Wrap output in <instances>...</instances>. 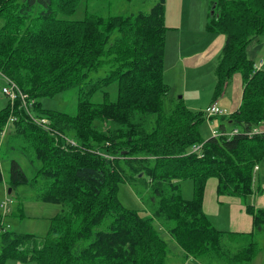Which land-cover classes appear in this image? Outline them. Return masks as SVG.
<instances>
[{"label":"trees","instance_id":"obj_1","mask_svg":"<svg viewBox=\"0 0 264 264\" xmlns=\"http://www.w3.org/2000/svg\"><path fill=\"white\" fill-rule=\"evenodd\" d=\"M80 1L0 0V73L32 98L37 116L64 135L49 134L35 124L20 100L0 109V140L6 135L2 147L9 145L6 154L21 158L10 159L6 192L23 184L37 199L64 205L43 236L0 230V264L7 259L168 264L169 249L157 226L181 248V259L224 255L222 238L236 234L211 225L202 211L204 186L215 177L218 194H251L254 166L264 157V131L203 139L202 111L188 108L181 98L163 109L161 99L169 93L163 79V0L149 11L105 17L87 11L85 3L84 17L69 19ZM211 4L206 27L225 36L214 97L234 72L243 80L241 103L222 117L220 128L229 122L241 131L260 127L264 71L252 73L246 47L264 32V0ZM67 91L75 93V111L42 106L41 98ZM10 114L15 119L2 134ZM200 142L202 157L189 150ZM25 160L33 173L29 176L22 167ZM187 178L193 181L190 199L181 195V181ZM121 181L145 187L146 213L122 206L116 196ZM245 209L252 216V239L264 228V208L246 204ZM251 239L230 258L240 262L253 256L257 244Z\"/></svg>","mask_w":264,"mask_h":264},{"label":"crops","instance_id":"obj_2","mask_svg":"<svg viewBox=\"0 0 264 264\" xmlns=\"http://www.w3.org/2000/svg\"><path fill=\"white\" fill-rule=\"evenodd\" d=\"M163 1L164 24L167 27L164 43V82L166 83L165 78L171 73H175V78H182L185 94L182 93L180 98L192 110L201 111L211 102H217L228 114L234 112L241 103L243 91L240 72L232 74L217 98L213 95L215 67L225 36L206 27L212 13L209 0ZM210 2L212 3V0ZM246 55L253 63L264 56V32L247 45ZM166 84L169 87V83ZM227 113L218 116H228ZM219 117L214 118L218 120V127L222 122ZM221 129L228 130L226 127ZM259 129L264 131V125ZM257 165L251 194L245 198L218 194V181L215 177H210L205 183L201 204L202 211L211 225L218 230L237 234L246 241L252 231V216L246 211L245 205L264 208V161Z\"/></svg>","mask_w":264,"mask_h":264},{"label":"rangeland","instance_id":"obj_3","mask_svg":"<svg viewBox=\"0 0 264 264\" xmlns=\"http://www.w3.org/2000/svg\"><path fill=\"white\" fill-rule=\"evenodd\" d=\"M156 1L157 0H81L77 8L75 9L74 13L69 16V19H74V20L82 19L86 12L85 3H87V7H88L87 11L94 10L99 15L105 17L108 15H116V14L128 15L130 13H135L138 11H149V9L154 5V3H156ZM211 5L212 4L209 0V7H212ZM3 22L4 20L0 18V27L3 25ZM165 65H167L166 62ZM252 73H254L253 63H252ZM165 81L166 83H169V93L166 96H163L161 101H162L163 109L169 110L170 107H172L173 104L178 99H180V95L182 93L185 94V87H184L183 79L175 78V73L174 74L171 73V75L168 77L166 76ZM4 84L5 81L0 73V109L3 108L7 103H10L11 106L14 105V103L9 102L8 98L1 92V88ZM205 86L207 85H203V87ZM40 101L44 108L52 109V110L73 112L75 111V107H76V98L74 92L73 93L71 92V94L68 91L58 92L50 97L41 98ZM25 102L30 104V109L28 108L27 110L31 112V114H27V112L25 111L26 114L28 115L30 120H32L35 124L39 125L35 118H42V116H37L36 115L37 112H33L32 104L34 101L32 100V98H28L26 96ZM204 109L201 110L203 114H204ZM194 111H198V110H194ZM230 114L227 113L228 116ZM10 116L11 114L9 115L8 118H10ZM218 117H219L218 115H214L209 118H206L205 116V119L199 125V132L203 139H207L212 135L211 134L212 129L216 124H218V120L214 118H218ZM222 117L224 116L219 117L220 121H222ZM11 122L12 121H8V123L4 125V130L2 134L8 131L7 126H9ZM224 125L228 129L227 131H230L232 128L236 127L232 123H224ZM39 126L42 127L44 130H46L47 132H49V134H53V135L55 134L56 136H60V137L64 136L62 133H59L57 132V130L52 128L51 125H49L50 127L48 126V128L45 125H39ZM225 127L223 126L222 128ZM257 130H260L259 126ZM5 138L6 135L5 134L2 135L0 140V142L2 141V143H0V149L3 148L2 146ZM5 147H9V145H5L4 148L0 150V166L4 178V181L0 182V199L2 198L7 200L8 198L7 195H8L10 203L8 204L9 208L6 210L5 215H1V213H3V208L0 207L1 223L2 225L8 224L7 229H10L16 234L30 233V234H35L36 236H43L49 229L51 218L57 215L58 213H61L62 210L64 209V205L58 203L45 202L37 199L33 189L23 184L16 185L14 189L10 192V194H8L6 190L8 188L7 179L9 178L10 159L12 155L16 156V153H12L10 155L6 154ZM189 150L191 151V148ZM263 161H264V157L261 159L260 162L262 163ZM257 166L256 165L254 166V171L257 170L256 168ZM22 167L28 176L31 175L32 171L31 168L27 165L26 160L25 162L24 161L22 162ZM146 193L147 192L144 186L140 184L132 185L125 181L119 182L116 190L117 199L124 208L136 209L143 214L146 213V211L143 210L145 208L143 199L147 196ZM192 194H193V181L189 178L182 180L181 181L182 197L185 199H190L192 197ZM104 225L106 224L104 223ZM157 227L160 235L164 238L166 242L167 248L169 249V255L166 257V262L168 264H264V228L261 229L260 232L253 234L252 239L251 236H248V240H247L248 242L251 239V241H254L257 244L256 245L257 248L254 250V255L248 259H245L244 261L235 262L233 259L230 258V256L233 255L234 258L235 250L242 251V248L248 244L246 240L242 239V237L238 236L237 234L225 235L222 238L221 249L224 255H221V252H219L201 259H196L192 256L181 259L180 258L181 257L180 255L182 253L181 248L170 237V235L167 234L166 231L161 229L159 226ZM0 230H2L1 226H0ZM207 260L208 262H206ZM18 262L19 261L17 260L14 261V259H7L4 264H19ZM22 264H36V263L35 261H28Z\"/></svg>","mask_w":264,"mask_h":264},{"label":"built area","instance_id":"obj_4","mask_svg":"<svg viewBox=\"0 0 264 264\" xmlns=\"http://www.w3.org/2000/svg\"><path fill=\"white\" fill-rule=\"evenodd\" d=\"M262 70H264V56L262 58H260L257 62L253 63V72L262 71ZM1 76L3 77V79L5 81V84L1 88V92L8 98L9 102H11V103H15V101L20 100L21 106L25 109L27 114H31V112H29L27 110L28 108L30 109V104L25 102L26 94L22 93L20 88L17 86V84L13 80L6 77L2 73H1ZM226 113L227 112L225 111V109L222 108L217 102L210 103L204 109V115L206 116V118H209V117L214 116V115H224ZM33 118H35V117H33ZM14 119H15V116L11 115L10 118H8V121L13 122ZM35 119L39 125H45L48 128L49 121L47 120V118L42 117V118H35ZM47 128H45V129H47ZM240 132L243 134H246L247 136H251V135L258 133L260 131L257 130V128H252L251 130L241 131L237 127H234L230 131H227L225 129H220L218 127V125L216 124V126L211 131V134H212L211 136H213V137L225 136V137L229 138V137H232V136H234ZM62 137L64 138V136H62ZM66 140L71 142V144H75V142L73 140L70 141L67 138H66ZM202 145H203V143L200 142L197 144H193V146L191 147V151L197 153L198 157L203 156ZM7 197H8V195H7ZM9 203H10L9 197L7 198V200L2 199V198L0 199V207L3 208V213H1V215H5L6 210L9 208V206H8ZM7 227H8V224L2 225V223H1V229H2L1 231L6 230Z\"/></svg>","mask_w":264,"mask_h":264},{"label":"water","instance_id":"obj_5","mask_svg":"<svg viewBox=\"0 0 264 264\" xmlns=\"http://www.w3.org/2000/svg\"><path fill=\"white\" fill-rule=\"evenodd\" d=\"M10 192H11V188L8 189V194H10Z\"/></svg>","mask_w":264,"mask_h":264}]
</instances>
